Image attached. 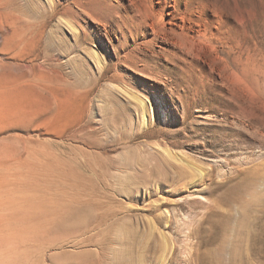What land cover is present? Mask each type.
I'll list each match as a JSON object with an SVG mask.
<instances>
[{"label":"rangeland","instance_id":"374dc122","mask_svg":"<svg viewBox=\"0 0 264 264\" xmlns=\"http://www.w3.org/2000/svg\"><path fill=\"white\" fill-rule=\"evenodd\" d=\"M217 4L197 53L130 0H0V258L264 264V0ZM27 199L72 206L65 240L24 246Z\"/></svg>","mask_w":264,"mask_h":264},{"label":"bare ground","instance_id":"6f19581e","mask_svg":"<svg viewBox=\"0 0 264 264\" xmlns=\"http://www.w3.org/2000/svg\"><path fill=\"white\" fill-rule=\"evenodd\" d=\"M75 1V0H74ZM131 4H133L135 7H137L138 11L140 12V16L144 19V25H148L149 28H151L154 31V37H160L163 40H171V43L173 42L175 45H178L181 49H187L188 51H194L200 52V50H203V48L205 47H209V46H205L208 45V41L210 39L209 36V25L211 23L210 17H208L207 15V11L208 10H212L215 12V16L218 15V20L220 21L221 26H227L230 27L231 26V21L227 20L226 16H228V14L226 13L227 10V6L223 7L222 5L220 6L218 3L219 0H158L159 6L156 8L152 5H148L147 3H145V5H143V0H130ZM141 1V2H140ZM148 2V1H147ZM217 2V3H216ZM75 6L77 5V7L81 10L85 9L86 7L84 6V4L82 2H75ZM152 3V2H150ZM74 4V3H73ZM213 4L215 6V8H213ZM237 7V5H236ZM213 8V9H212ZM133 9V8H132ZM233 9V8H231ZM165 10H167L168 15H169V20L168 23L170 25V27L166 28L163 24L165 23L163 21L162 18V12L164 13ZM237 10H239L237 8ZM211 11V12H212ZM229 11V10H228ZM232 11V10H230ZM238 12V11H237ZM136 13V12H135ZM213 13V12H212ZM233 15L235 14L232 11ZM239 13V12H238ZM138 14V13H136ZM214 14V13H213ZM238 15V14H237ZM137 16V15H136ZM155 16H158L157 20L153 21V18L155 19ZM161 16V17H159ZM217 17V16H216ZM238 17V16H237ZM229 19V18H228ZM237 19V18H236ZM151 20L152 22L148 23ZM235 20V19H234ZM241 20V19H240ZM106 21V20H105ZM108 22V21H107ZM110 22V21H109ZM238 22V21H237ZM141 23V22H139ZM145 25V26H146ZM211 26V25H210ZM220 26V27H221ZM140 27L142 28L143 26L140 25ZM139 27V28H140ZM177 27L179 29H181L182 33H178L176 32L173 28ZM236 27V26H235ZM239 27V26H238ZM176 28V29H177ZM219 30V29H218ZM227 30V29H226ZM180 31V32H181ZM224 31V30H223ZM190 32L195 33L190 35ZM220 32V31H219ZM171 34L175 35V38L171 37ZM220 34V33H219ZM215 35V34H213ZM226 35V34H225ZM215 37V36H214ZM212 37V38H214ZM226 37V36H225ZM21 38V37H20ZM221 38V36H220ZM219 38V39H220ZM173 39L175 41H173ZM218 39V40H219ZM227 40V39H226ZM28 41V40H27ZM238 41V40H237ZM21 42L24 43L25 39L22 37L21 38ZM204 46V47H203ZM179 49V48H178ZM207 50V49H206ZM212 50V49H211ZM206 54L208 55L209 53H207V51H205ZM196 53V54H197ZM195 54V53H193ZM200 54V53H199ZM216 54V53H215ZM198 55V54H197ZM202 55V54H201ZM205 54H203L202 56H204ZM201 56V57H202ZM255 56V55H254ZM236 57V56H235ZM240 58V57H239ZM238 58V60H239ZM241 59V58H240ZM250 59V58H249ZM194 60V59H193ZM203 60V59H202ZM236 60V59H235ZM242 60V59H241ZM252 60V59H251ZM210 61V60H209ZM212 61V60H211ZM216 61V60H214ZM253 61H251L252 63ZM255 63V61H254ZM235 64V63H234ZM137 65V64H136ZM216 65V64H215ZM242 65V64H241ZM253 65V64H252ZM251 65V67H252ZM257 65V64H256ZM144 66V65H143ZM217 66V65H216ZM228 65L226 64V67ZM254 66V65H253ZM229 67V66H228ZM235 67V66H234ZM247 67V66H246ZM249 67V66H248ZM219 68V67H218ZM237 68V67H236ZM255 68V67H254ZM222 70V69H220ZM227 70V69H226ZM244 70V69H243ZM242 70V72H243ZM250 70V69H249ZM230 71V70H229ZM246 71V70H245ZM248 71V70H247ZM251 71V70H250ZM254 71V70H253ZM209 72V71H208ZM221 72V71H220ZM237 71H235L236 73ZM226 73V72H224ZM214 74V73H213ZM222 74V73H221ZM227 74V73H226ZM229 75V74H228ZM244 75V74H243ZM227 76V75H226ZM225 76V77H226ZM236 76H239L238 74ZM247 76V75H246ZM228 77V76H227ZM226 77V78H227ZM230 77V75H229ZM235 77V76H234ZM240 77V76H239ZM242 77V76H241ZM244 77V76H243ZM236 78V77H235ZM233 79V78H232ZM239 79V78H238ZM258 79V78H257ZM231 80V79H230ZM235 80V79H234ZM241 80V79H240ZM243 81V80H242ZM13 82V81H12ZM11 82V83H12ZM37 112V111H36ZM37 115V114H36ZM53 156V155H52ZM58 163V162H57ZM64 166L67 167L68 164L63 163ZM62 164V165H63ZM58 165V164H57ZM76 167V166H75ZM43 171V170H42ZM75 170H73L71 168L70 173L68 174H73ZM66 172V171H65ZM67 175H58L60 177H66ZM74 178V176H73ZM81 180V179H80ZM50 182H53L50 181ZM38 183V182H37ZM68 184V183H67ZM53 185V184H52ZM42 186V185H41ZM51 186V185H50ZM55 186V185H54ZM57 186V185H56ZM40 188V187H39ZM50 188V187H49ZM54 188V187H53ZM64 188V187H63ZM51 189V188H50ZM56 189V188H55ZM59 190V189H58ZM53 191V190H52ZM48 195V194H47ZM31 198V197H30ZM58 199V198H57ZM62 199V198H61ZM72 199V198H71ZM28 202V199L26 200ZM25 201V202H26ZM35 201V200H34ZM71 202H76L75 200H72ZM24 203V202H22ZM38 203V202H37ZM36 203V204H37ZM82 203V202H81ZM42 204L43 207L45 208L44 211L41 212H37V209H34L35 206V202H28V204H26V207L23 209V205L22 206H18L16 208H18L15 213H13V215L10 218H23V219H27L31 221H34L36 224V220L38 218H40V221H42V223H40V225L34 227L32 224V226H30V231L33 230H37L39 231L37 233V235L35 236H30L28 239L23 240L22 243H24V246L27 248L29 245L31 244H35L37 246H45V245H49L48 247H50V245L55 246L56 242L59 240H65V238L67 237L66 235L69 234V230L64 227L61 224L62 219L64 218L65 214H68V207H72V206H67L64 204H60V203H56L55 205H53L54 203L51 200H47V199H43L42 200ZM41 204V205H42ZM70 204V203H69ZM25 205V204H24ZM80 205V204H78ZM81 206V205H80ZM15 207V206H14ZM32 207V208H31ZM79 207V206H78ZM15 208V209H16ZM39 208V207H38ZM41 208V209H42ZM40 209V210H41ZM81 209V207H80ZM74 211V210H73ZM72 212V211H71ZM69 212V214L71 213ZM75 216V213H74ZM70 218V216H69ZM4 219V218H2ZM22 219V220H23ZM78 219V218H77ZM65 221V220H63ZM76 221V220H75ZM29 222V221H28ZM39 224V223H38ZM40 226V227H39ZM66 226V225H65ZM29 227V226H28ZM22 228V226H21ZM27 228V227H26ZM55 243V245H54ZM52 246V247H53ZM29 248V247H28ZM25 251V250H24ZM23 253V252H22ZM21 255V254H20ZM21 257V256H20ZM29 257V255L27 256V258ZM19 259V258H18ZM16 257H14L13 260V264H21L19 262ZM21 260V259H20ZM28 262V261H27ZM0 264H11L9 261L0 258ZM28 264V263H26Z\"/></svg>","mask_w":264,"mask_h":264}]
</instances>
